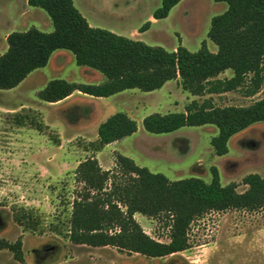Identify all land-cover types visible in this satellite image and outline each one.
<instances>
[{
	"label": "rangeland",
	"instance_id": "374dc122",
	"mask_svg": "<svg viewBox=\"0 0 264 264\" xmlns=\"http://www.w3.org/2000/svg\"><path fill=\"white\" fill-rule=\"evenodd\" d=\"M12 1L0 0V52L7 45L5 32L14 24L7 12ZM161 3L162 0H75V6L93 23L115 32L140 30ZM227 7L224 1L182 0L168 17L151 25L141 39L170 51L180 44L197 51L206 41L215 51L218 47L208 32L212 18ZM41 12L37 28L53 31L51 18L43 9ZM21 26L22 22L16 29H24ZM60 51L59 67L55 59L17 87L0 90V240L22 242V259L2 248L0 264H264V211L209 212L192 224L190 248L163 257H147L113 246L76 244L69 238L72 202L82 187L75 172L88 157H97L103 168H113L116 152H120L171 180L195 176L210 182L211 168L217 166L221 182H236L239 191L246 190L243 179L249 173L264 176V121L234 135L225 155H218L211 142L219 132L216 125L184 126L159 134L143 126L145 116L185 111L192 100H209L218 106L249 105L264 97V84L254 95H247V83L228 93L196 96L173 83L153 91L130 89L108 99L74 97L53 106L36 93L50 80L102 81L87 72V67L78 65L71 51ZM74 106L94 110L81 116L71 108ZM68 107L71 111L63 110ZM120 111H131L138 130L121 140L102 144L97 122ZM135 217L149 235L169 241L167 219L140 213Z\"/></svg>",
	"mask_w": 264,
	"mask_h": 264
},
{
	"label": "trees",
	"instance_id": "16d2710c",
	"mask_svg": "<svg viewBox=\"0 0 264 264\" xmlns=\"http://www.w3.org/2000/svg\"><path fill=\"white\" fill-rule=\"evenodd\" d=\"M182 0H162L153 17H168ZM227 9L212 18L209 39L197 51L183 44L170 51L109 29L90 25L74 0H28L44 9L54 29L32 26L7 36L8 49L0 54V90L17 87L38 68L45 67L59 49L71 51L80 66L91 67L105 76L98 84L52 79L37 95L47 102L60 101L75 91L95 97H109L127 89L153 91L169 80L192 95L221 94L248 84L247 95L258 93L264 84V0H217ZM147 21L140 31H146ZM231 77H219L226 70ZM264 121V97L249 105L218 106L211 101L192 100L182 112H154L144 117L143 126L151 133H169L184 126L213 124L218 134L211 140L215 152H229V141L249 126ZM138 122L127 112H116L100 123L98 136L107 145L134 134ZM212 180L187 177L171 180L152 172L134 159L116 152L115 166L105 169L97 157L82 160L76 181L82 184L72 202L69 238L76 244L113 246L120 251L163 257L191 247L192 224L209 212L231 209L264 211V176L249 173L243 179L246 190L236 182L223 184L217 166ZM167 219L169 241L149 235L135 214ZM21 240H0L21 260Z\"/></svg>",
	"mask_w": 264,
	"mask_h": 264
},
{
	"label": "crops",
	"instance_id": "0c3cea01",
	"mask_svg": "<svg viewBox=\"0 0 264 264\" xmlns=\"http://www.w3.org/2000/svg\"><path fill=\"white\" fill-rule=\"evenodd\" d=\"M17 1L18 0H13L12 2H10L8 5H9V9H7V12L9 13L8 14V16L10 17V19L14 22V24L5 32V35H4V40L5 41H7V36H8V34L9 33H11V32H13V31H24V30H27V29H29L30 27H32V26H36L37 27V25H36V20H38L39 18H41L42 17V13L43 12H41V9L42 8H40V7H35V6H31L30 4H29V2H28V0H21L20 1V3H21V5L19 4V7H18V9H17V14H15V8H17ZM74 3H75V0H74ZM44 10V9H43ZM45 11V10H44ZM47 13V12H46ZM82 13V12H81ZM83 14V13H82ZM84 15V14H83ZM38 16H41V17H38ZM85 16V15H84ZM86 17V16H85ZM87 18V20L89 21V23H90V25H92V26H95V27H100L99 25H97V24H95V23H93V21L92 20H90L88 17H86ZM52 21V20H51ZM151 21H152V23H151V25H153L156 21H157V19H155L153 16H151ZM20 22H22V26L21 27H23L24 29H20V30H17L16 28L19 26V24H20ZM46 25H49V21H48V19L46 18ZM150 25V26H151ZM42 30V29H41ZM49 31H51V30H49ZM111 31H114L115 32V30L114 29H111ZM116 33H118V34H121V35H124V36H127V37H131V38H133V39H137V40H142L141 39V37L146 33V31H140V30H137L136 28H134V29H132V30H130V31H126V32H123V31H118V32H116ZM144 41V40H143ZM8 49V43H7V45L5 44V46H3V48H2V51L0 52V54H2V53H4L6 50ZM176 49V48H175ZM61 49H59V50H56L53 54H52V56H51V58H50V60H49V63L45 66V67H48L49 65H51V63L53 62V60H55L56 59V65L59 67L60 65H61V54L63 53V52H61L60 51ZM212 51H214V50H212ZM215 51H217V50H215ZM45 67H42V68H45ZM84 67H87V66H84ZM42 68H38V69H42ZM38 69H36V70H34L33 72H31L28 76H27V78L25 79V80H23L22 82H24V81H26L31 75H33V73H35ZM86 71L87 72H89V73H93V74H96V75H98L97 76V78H98V80H102V81H99V82H97L96 84H98V83H101V82H103L104 80H105V76L102 74V75H100V74H97V72H95V69H93V68H91V67H87L86 68ZM97 71V70H96ZM99 72V71H98ZM233 75V71L232 70H226L225 72H223V73H221L220 75H219V77H231ZM104 77V78H103ZM21 82V83H22ZM75 82H78V81H75ZM20 83V84H21ZM83 83V82H82ZM173 83H175L177 86H180V87H182L181 86V84H180V78H177V79H173V80H169V81H167L166 83H165V85L162 87V88H164V87H168L169 85H171V84H173ZM19 84V85H20ZM94 84V83H93ZM162 88H160V89H162ZM127 90H130V89H127ZM124 91H126V90H124ZM124 91H121V92H124ZM169 91L171 92V89H169ZM39 92V90H37L36 91V93H38ZM121 92H119V93H121ZM225 93H228V92H225ZM117 94V93H116ZM222 94V93H221ZM224 94V93H223ZM115 95V94H114ZM111 96H113V95H111ZM111 96H109V97H111ZM74 97H90V98H92V99H96V98H103V99H108L109 97H95V96H92V95H89V94H85V93H82V92H80V91H75L74 93H72L71 95H69L68 97H66V98H64V99H62V100H60V101H57V102H49L50 104H52L53 106L54 105H58V104H62V103H65V102H67L68 100H71L72 98H74ZM44 101V100H43ZM47 102V101H46ZM71 108H76L75 110H77L78 112H80L81 113V116H83V115H85V114H90V112L91 111H93L94 109L92 108V107H84L83 106V108H82V106L81 107H79V106H74V107H71ZM70 107H68V108H65V109H63V110H65V111H71L70 109H71ZM62 110V111H63ZM61 111V112H62ZM64 111V112H65ZM131 117H132V113H131V111H126ZM109 117V116H108ZM108 117H106V119L108 118ZM105 119V120H106ZM104 121V120H103ZM103 121H101V122H103ZM100 121L99 122H97V124H96V128H97V130H98V127H99V125H100V123H101ZM109 168H111V167H109ZM109 168H105V169H109Z\"/></svg>",
	"mask_w": 264,
	"mask_h": 264
}]
</instances>
